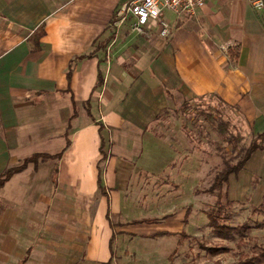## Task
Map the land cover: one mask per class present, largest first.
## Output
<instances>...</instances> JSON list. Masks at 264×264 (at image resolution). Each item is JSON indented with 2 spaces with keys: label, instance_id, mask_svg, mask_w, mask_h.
<instances>
[{
  "label": "crops",
  "instance_id": "1",
  "mask_svg": "<svg viewBox=\"0 0 264 264\" xmlns=\"http://www.w3.org/2000/svg\"><path fill=\"white\" fill-rule=\"evenodd\" d=\"M121 2L0 0V173L48 156L0 187V264H112L120 223L111 214L127 179L117 166L141 146L160 154L148 129L160 109L212 95L252 137L264 131V8L204 0L167 17L160 37L133 31L129 17L117 25ZM261 143L227 175L228 200L264 203ZM159 222L139 223L155 236L171 232Z\"/></svg>",
  "mask_w": 264,
  "mask_h": 264
},
{
  "label": "rangeland",
  "instance_id": "2",
  "mask_svg": "<svg viewBox=\"0 0 264 264\" xmlns=\"http://www.w3.org/2000/svg\"><path fill=\"white\" fill-rule=\"evenodd\" d=\"M111 25L110 29L115 27ZM228 47L221 46L224 51ZM148 129L161 142L153 146L160 154H146L141 146L132 159L117 166L127 170V179L119 206L111 214V220L120 223L115 224L112 264H237L241 255L248 257L264 247V203L253 209L256 206L247 199L228 200L226 183L213 187L224 162L233 164L252 137L248 122L236 109L212 95L183 99L160 109ZM102 166L106 171L109 162ZM206 213L214 214L220 225L241 228L220 237L208 225ZM143 218L161 220L159 227L176 234L155 236L153 225L125 224Z\"/></svg>",
  "mask_w": 264,
  "mask_h": 264
},
{
  "label": "built area",
  "instance_id": "3",
  "mask_svg": "<svg viewBox=\"0 0 264 264\" xmlns=\"http://www.w3.org/2000/svg\"><path fill=\"white\" fill-rule=\"evenodd\" d=\"M204 0H122L116 10V24L121 25L128 17L132 18L130 28L138 33L152 30L160 37L170 33L171 26L165 12L178 17L192 14L201 7ZM251 6L256 10L264 8L263 0H251ZM106 53V59H109Z\"/></svg>",
  "mask_w": 264,
  "mask_h": 264
},
{
  "label": "trees",
  "instance_id": "4",
  "mask_svg": "<svg viewBox=\"0 0 264 264\" xmlns=\"http://www.w3.org/2000/svg\"><path fill=\"white\" fill-rule=\"evenodd\" d=\"M232 58L235 59V55H232ZM221 124H218V129L221 130L222 126H220ZM264 137V131L256 134L255 136L251 137L249 143L247 144V146L243 149L242 154L239 156V158L233 163V164H229L228 162H224V167L222 170H220L218 173H216L214 180H213V187H218L221 183H226L227 180V175L229 173H236L237 170L239 168H241V166L243 165V163L245 162V160L248 158V156L250 155V153H252L254 150L256 149H262V139ZM103 147V144H101V148ZM48 156L46 154H34L28 158H25L23 160V162L17 166H13V167H8L6 169H4L1 173H0V187L3 185V183L9 178V176L16 172L21 170L22 168L25 167V165L28 162H34L37 163L38 159L40 158L41 160L46 159ZM100 186V185H99ZM260 206H256L253 207V209L255 208H259ZM208 220V225L210 227H212L214 229V231L216 232V234L220 237H228V232L229 231H233V232H238L239 229L241 228L236 227H228V226H223L218 224L217 222V217L214 214L211 213H206L205 214ZM187 217V212H185L184 217H183V222L185 221ZM153 220L152 218H143V219H139V220H135L133 222L135 223H139V222H149ZM170 235L172 234L171 232H161V233H157V235ZM239 234V233H238ZM241 234V233H240ZM180 236H185L183 232H181L179 234ZM114 242V236H111L110 240H109V244L110 247H112ZM207 246H205V249L207 250ZM209 251L213 252L215 251L214 248H208ZM215 252H218V250H216ZM243 259V260H241ZM24 260V259H23ZM264 260V247H259V249L251 254L250 256H246V255H241L240 259L237 261V264H253V263H259L261 261ZM111 263V258L105 262V264H110Z\"/></svg>",
  "mask_w": 264,
  "mask_h": 264
}]
</instances>
